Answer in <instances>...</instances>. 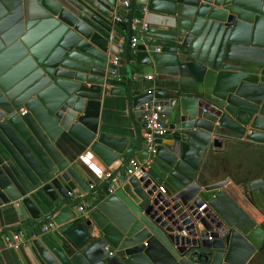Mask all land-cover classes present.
Wrapping results in <instances>:
<instances>
[{
    "label": "water",
    "instance_id": "water-1",
    "mask_svg": "<svg viewBox=\"0 0 264 264\" xmlns=\"http://www.w3.org/2000/svg\"><path fill=\"white\" fill-rule=\"evenodd\" d=\"M238 140L264 149V0H0V264H253L264 153L241 184L209 167Z\"/></svg>",
    "mask_w": 264,
    "mask_h": 264
},
{
    "label": "crops",
    "instance_id": "crops-1",
    "mask_svg": "<svg viewBox=\"0 0 264 264\" xmlns=\"http://www.w3.org/2000/svg\"><path fill=\"white\" fill-rule=\"evenodd\" d=\"M121 6L124 7L122 2ZM116 15L118 16V14ZM122 24L123 22L117 20V27L119 29H122ZM122 49H124L123 46H121V50ZM117 55L122 58L121 54L111 53L110 60L112 61ZM120 67L122 74L119 78H125L127 68L126 66ZM135 82V85L140 84V82L145 84L150 82V80L149 78H136ZM101 112V120L105 123L110 132L134 136L133 123L128 115L126 99L124 97L105 96ZM261 148H264V145ZM263 153L264 149L260 150L259 145L238 140L230 144H224L223 148L215 149L214 155L209 161V167L214 172L223 170L225 174L221 175H229L232 179L241 184L246 177H249L250 171L263 157ZM221 175L219 176L222 177ZM253 264H264V246L258 253Z\"/></svg>",
    "mask_w": 264,
    "mask_h": 264
},
{
    "label": "built area",
    "instance_id": "built-area-1",
    "mask_svg": "<svg viewBox=\"0 0 264 264\" xmlns=\"http://www.w3.org/2000/svg\"><path fill=\"white\" fill-rule=\"evenodd\" d=\"M122 5L124 6L125 9L129 8L130 6V0H122ZM118 21H121V22H124V17L123 16H119L117 18ZM139 42V36L138 34L134 35L132 37V41H131V47L132 48H136L137 44ZM120 52H123V49L120 50ZM120 61H121V56H115L113 59H112V63L115 65V66H119L120 65ZM114 74L116 73L115 71L113 72ZM152 77L150 76L149 79H151ZM28 111L26 109H21L20 110V114L21 115H25ZM147 129L150 130V133L149 132H145L144 133V136L145 138L147 139L149 145H150V148H152V144H153V141H154V135L155 134H163L165 132V128L162 126V124L159 122V115L157 113H153L152 115L148 116L147 117ZM132 163H136V160L133 159L132 160ZM111 176V172H108L106 174V177H109ZM112 188L113 186H111L109 189L110 191H112ZM90 207V203L89 202H82L78 209L80 211H85V210H88V208ZM54 227V223L53 222H48L47 224H44L43 226V231L47 232L49 230H51V228ZM9 246H12V243L9 241Z\"/></svg>",
    "mask_w": 264,
    "mask_h": 264
}]
</instances>
